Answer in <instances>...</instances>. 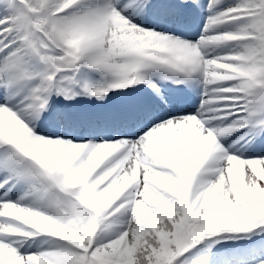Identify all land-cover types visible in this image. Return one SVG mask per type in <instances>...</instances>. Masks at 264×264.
I'll return each instance as SVG.
<instances>
[{
	"label": "snow or ice",
	"instance_id": "6c2138e0",
	"mask_svg": "<svg viewBox=\"0 0 264 264\" xmlns=\"http://www.w3.org/2000/svg\"><path fill=\"white\" fill-rule=\"evenodd\" d=\"M0 264H264V0H0Z\"/></svg>",
	"mask_w": 264,
	"mask_h": 264
}]
</instances>
